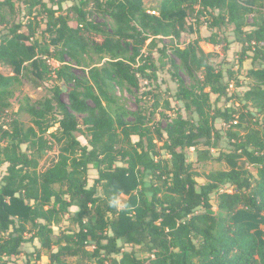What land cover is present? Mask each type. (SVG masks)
<instances>
[{
  "label": "trees",
  "instance_id": "trees-1",
  "mask_svg": "<svg viewBox=\"0 0 264 264\" xmlns=\"http://www.w3.org/2000/svg\"><path fill=\"white\" fill-rule=\"evenodd\" d=\"M190 13H207L211 29L232 25L223 50L237 48L238 65L259 62L246 73L253 83L229 93L242 84L233 69L213 65L198 39L175 45L170 63L192 80L175 79L187 116L167 115L169 101L156 98L152 112L160 106L165 125L149 124L143 105L128 111L112 90L138 89L137 73L151 66L146 41L151 48L157 37L179 39ZM208 41L219 44L216 34ZM263 43L264 0H160L153 13L143 0H0V67L11 68L0 70V264L35 240L18 264H264ZM93 55L104 62L92 64ZM30 76L52 80V94L24 96L12 115L15 88ZM235 99L244 111L219 105ZM217 120L228 125L232 149L214 157ZM54 147L55 159L40 169ZM188 148L198 162L215 158L229 168L199 183ZM119 195L127 199L118 209ZM64 216L73 228L58 227Z\"/></svg>",
  "mask_w": 264,
  "mask_h": 264
},
{
  "label": "rangeland",
  "instance_id": "rangeland-1",
  "mask_svg": "<svg viewBox=\"0 0 264 264\" xmlns=\"http://www.w3.org/2000/svg\"><path fill=\"white\" fill-rule=\"evenodd\" d=\"M159 1L160 0H143L145 8H147V10L152 13L156 12V7L158 6ZM16 18L21 19V16L17 15ZM207 18V13H190L187 17L186 28L181 33L179 39H175L172 37H157L156 46L151 48L147 46L149 42V40H147L141 52L144 55L149 53V62L151 63V66L146 68L143 74L140 72L137 73L139 79V88L129 91L126 88L122 89L119 87H115V89L112 90V93H114V99L119 104L123 105L125 109L131 112L137 111L139 109L140 104L143 105V109L150 121L149 124H151L153 121L160 120L159 124H161V127L165 125V121L161 120L158 113L161 110V107L159 106L154 113L152 112L153 106L151 105L153 101L156 100V98L159 99V105H162L164 100L169 101L171 109L165 110L167 115L173 116L176 113H181L183 117H186L187 113L184 111L182 103L175 100L173 96L174 92L177 89V83L175 79L178 75L187 85H190L192 83V80L181 67H174V65L170 63L169 59L174 57L171 53V49L173 46L177 45L180 47H184L186 44L194 41L195 39H198V45L204 52L213 53L212 57L209 60L213 65H215L216 67H221L223 69L234 70L237 79L242 84L237 87H235V85H230L229 93H232L234 91L235 93H241L244 88H246L250 83H253V80L249 78L246 73L249 68L253 66H259V62L253 63L250 58H244L243 62L238 65L236 63L237 56L235 55L237 48H235L234 51L232 49L234 46L230 50H223V47L226 43L225 37H229V41L233 40L232 25H219L211 29L208 27V23L210 21H208ZM93 19L97 21H102V18L100 16H97L96 14H94ZM247 22H253L252 14H250V16L248 17ZM70 24L75 25L74 22H70ZM250 28L251 26H246V29ZM215 34L219 40V44L217 45H214L208 41V38L211 35ZM163 45L167 47L165 55H162L159 52L160 47H162ZM224 55H226L225 58ZM66 60H68L67 57ZM104 60L105 58L99 59L97 56L93 55L92 64L94 63L95 65H101ZM137 61L138 63L137 65H135V67L142 64V61L139 58H137ZM49 62L54 66L58 65V62L53 59L49 60ZM0 70L5 74L11 73V68L8 66H1ZM73 72L78 76L83 75V70L80 67L74 66ZM52 85V80H37L35 77L32 76L23 78V84L15 88V95L11 100L12 105L9 109V112H12L13 115V113L18 108L19 102L22 101L24 96H29L31 101H38L45 97L51 96ZM215 97L216 95L210 94V98L212 101L215 99ZM61 98L64 102H67V94L65 93V91L62 92ZM222 103H224L225 105H222ZM219 105H222V107L234 106L240 111H244L242 103L239 102L237 99L229 101L227 103L222 100ZM19 118L26 125H30V119L27 114H20ZM132 118V116H128L127 120H132ZM216 126L218 129L223 130L221 132L222 137L219 139L217 146L212 147L210 149L214 157H217L220 152H228L232 149L231 145L229 144L228 138L225 136V131L228 128V125H223L220 120H217ZM79 138L81 137L79 136ZM156 144L157 146H160L162 143L160 141H157ZM57 151V147H54L53 150L48 151L44 154L43 158L40 161V169L45 168L53 159H55ZM161 152L165 154L163 150H161ZM185 153L187 160L191 161L193 168L199 173V176H197L196 178L199 183H203L205 181L204 175L209 171L229 168L225 161H218L215 158L206 159L201 162L196 161V152L194 148L186 149ZM245 166L251 171V173H253L254 175L256 174L257 169L254 166L247 163L245 164ZM4 171L5 164L0 163V177L2 176ZM223 189H227L228 191H230L227 186H222V190ZM211 197L214 199L215 194H211ZM126 199L127 197L125 195H119L116 198V205L118 209L123 207ZM66 218L67 216H64L63 221L59 224L58 227H61L63 229H66L67 227L73 228L74 225L68 220H66ZM58 227H54L55 232L58 230ZM262 228L264 229V226H262ZM26 236L28 237L29 235L27 234ZM33 245L38 246V241L35 240L33 243L27 242L22 245V253L9 258L8 264H18L24 262L27 258L26 253L33 250ZM41 252L43 254L47 253L46 250H42ZM38 264H42V262L39 261Z\"/></svg>",
  "mask_w": 264,
  "mask_h": 264
}]
</instances>
